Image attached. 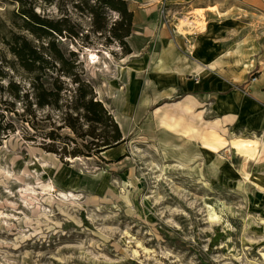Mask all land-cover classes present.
<instances>
[{"label":"rangeland","instance_id":"374dc122","mask_svg":"<svg viewBox=\"0 0 264 264\" xmlns=\"http://www.w3.org/2000/svg\"><path fill=\"white\" fill-rule=\"evenodd\" d=\"M217 1L160 8L155 30L164 40L127 54L109 33L93 30L95 0H0V264H264V131L241 126L237 107L218 109L240 100L229 93L259 91L252 80L264 74V12L224 13ZM23 7L72 25L80 38L42 23L38 39ZM107 12L111 21L119 17ZM205 32L215 55L197 58L215 60L216 81L202 88L203 73L178 69L193 56L186 35L202 46ZM15 33L76 51L98 98L120 116L125 140L102 156L47 151L39 130L62 123L68 97L59 107L37 106L35 73L10 47ZM253 100L251 110L264 108ZM233 132L260 137L257 160L235 155ZM248 172L260 182L247 180Z\"/></svg>","mask_w":264,"mask_h":264},{"label":"trees","instance_id":"16d2710c","mask_svg":"<svg viewBox=\"0 0 264 264\" xmlns=\"http://www.w3.org/2000/svg\"><path fill=\"white\" fill-rule=\"evenodd\" d=\"M23 3V0H18ZM81 8L80 3H76ZM24 5V4H23ZM93 16L92 28L101 35L109 33L119 41L125 53L133 49L127 41L134 29V11L128 0H95L90 5ZM107 9H114L119 17L110 20ZM26 17V26L38 39L41 38L38 27L43 24L63 35L80 38V33L71 25L61 26L64 22L48 23L32 8H22ZM67 19L66 22H68ZM52 34V31H50ZM11 50L25 69L35 73V103L38 107L60 106L61 99L68 97V109L63 112L62 123L58 126L50 122L53 129L41 130V126L33 123L35 129L47 142L43 147L59 155L66 156H102L103 151L116 146L125 140L122 129L114 119L111 111L98 98L94 83L85 76L81 68L82 61L76 51H65L55 40L48 45L36 44L26 35L15 33L12 37ZM46 77L54 78L48 81ZM68 79V80H67ZM70 85V86H69ZM44 119H50L47 114ZM68 128V133L61 129Z\"/></svg>","mask_w":264,"mask_h":264},{"label":"crops","instance_id":"0c3cea01","mask_svg":"<svg viewBox=\"0 0 264 264\" xmlns=\"http://www.w3.org/2000/svg\"><path fill=\"white\" fill-rule=\"evenodd\" d=\"M130 5H133L134 8H131L134 11V29L132 34L127 38L128 42L131 44V47H140L141 45H143L145 48L146 47H151V44L153 42V40L155 39H161L164 40V33L162 32H157L155 30V24H157V17L156 14L157 12H159V9L168 5H194V4H198V3H202V2H210L211 0H128ZM217 3L219 4L220 7H227L228 9L224 11V13H227L228 11L232 10L233 8H237V9H247V8H251L254 7L256 9H260L262 12H264V0H219L217 1ZM211 19V18H210ZM209 19V20H210ZM226 19V18H225ZM227 20H231L230 18H227ZM137 29H144L142 31L141 35L138 34H134V32ZM209 33L205 32L203 34V36L201 37V39H203L205 41V43H203L202 46L197 45L198 43V39L191 35V34H187L186 37L184 38V42H183V47L187 46L188 44H190V50H192L193 52V56L191 55V61H182L181 62V67H179V71L181 72H189L192 74L195 73H203L205 77H207V80H201L202 84L199 83L197 86L199 87H213L211 85H215V83H210V82H215V78L212 77L211 75H215V60H210V61H203L201 62L198 58L199 55H203V56H210V54L212 55V57H214L215 53H214V45L211 43V41L208 39ZM131 40V41H130ZM166 41H169L166 40ZM177 41V40H176ZM143 42V44H142ZM162 46V45H161ZM172 45L171 43H168L164 46L166 47V49L168 50H172ZM134 49V48H133ZM194 56L196 58H194ZM198 57V58H197ZM210 57H208L209 59ZM226 70V69H225ZM227 71V70H226ZM191 78H189L190 81ZM200 81V82H201ZM188 82V81H187ZM252 82H256V84L254 85V88H258L259 91L254 93H251L250 91L244 94H239V95H235L236 93H229L226 96H228V98H232L233 97H239L240 100L246 101V102H250L251 101H255L253 100L256 99L257 101H259V103H263L264 104V90H261L262 88H264V74L260 75V78L258 79V76L255 77ZM183 83V82H182ZM188 84V83H187ZM236 92V91H234ZM221 104H219L218 109L219 110H224L226 109L228 106L223 107L220 106ZM234 108V107H232ZM264 109V108H263ZM236 110V109H233ZM261 109H259L258 111L255 110H251V112L246 113L245 114V119H242V115L238 118L239 124L247 129H260L262 131H264V124L262 125H256L250 124V120L249 117L255 113V112H259ZM234 112H238V110L234 111ZM239 114V113H238ZM109 150V149H108ZM106 150V151H108Z\"/></svg>","mask_w":264,"mask_h":264},{"label":"bare ground","instance_id":"6f19581e","mask_svg":"<svg viewBox=\"0 0 264 264\" xmlns=\"http://www.w3.org/2000/svg\"><path fill=\"white\" fill-rule=\"evenodd\" d=\"M89 56L91 59H94L97 57V54L94 52H91ZM227 106L239 108L242 113V119H245L246 118L245 114L251 112V109H252L250 102L239 100L238 98L234 100L231 99L230 102L227 103ZM117 119L119 120L121 124L119 115L117 116ZM249 120H250L251 125L264 124V109H261L259 112L253 113L249 117ZM228 145H229V148L233 150V152L235 153L237 157H241L249 161H255L257 160V157L260 152L261 139L254 132H249V133L233 132L229 139ZM245 178L249 181H253L256 184L260 182V180L258 179V175H256L254 172L246 173ZM49 185L54 186V184H51V183H49ZM263 255H264V252H263Z\"/></svg>","mask_w":264,"mask_h":264},{"label":"water","instance_id":"95a60500","mask_svg":"<svg viewBox=\"0 0 264 264\" xmlns=\"http://www.w3.org/2000/svg\"><path fill=\"white\" fill-rule=\"evenodd\" d=\"M116 121L118 122V120L116 119ZM125 138V137H124Z\"/></svg>","mask_w":264,"mask_h":264}]
</instances>
